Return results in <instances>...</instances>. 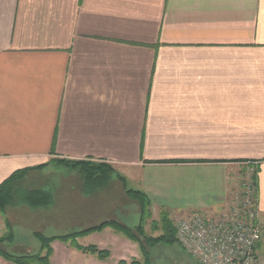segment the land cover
Here are the masks:
<instances>
[{
  "label": "crops",
  "instance_id": "0c3cea01",
  "mask_svg": "<svg viewBox=\"0 0 264 264\" xmlns=\"http://www.w3.org/2000/svg\"><path fill=\"white\" fill-rule=\"evenodd\" d=\"M53 159L111 166L170 217L220 212L257 162L264 217V0H0V182ZM81 187L51 221L140 212L115 179ZM76 242L109 255L56 239L49 264L143 256L110 227Z\"/></svg>",
  "mask_w": 264,
  "mask_h": 264
},
{
  "label": "rangeland",
  "instance_id": "374dc122",
  "mask_svg": "<svg viewBox=\"0 0 264 264\" xmlns=\"http://www.w3.org/2000/svg\"><path fill=\"white\" fill-rule=\"evenodd\" d=\"M69 161V160H68ZM73 161V160H70ZM96 164V163H94ZM36 167V166H35ZM83 167L82 164H65L61 159H53L48 163L41 164L39 167H30L24 176H22L15 184L20 190L28 189H43L49 191L52 196V204L47 207H31L25 203L19 201L16 197V203L7 206L3 213L0 211V237L6 235L8 229L6 227V222L12 226V231L14 234V239L12 243L1 244L2 248L10 252H24L30 253L38 248L39 242L33 236V232H39L44 235L53 234H63L70 232V230L76 229V227H71L65 225L56 224L51 221L54 217V211H50L54 205V196H64L72 195L76 191L82 189V179L80 176V168ZM112 168V167H111ZM259 164L239 163L238 167V177L236 180V187L234 190L239 188L242 180H250V182H256V172L258 171ZM85 171H90L92 169H86ZM112 172V179L117 180L120 185H122L124 193H126L127 188H136V183L133 180L125 178V184L118 178L120 175L115 169L110 170ZM101 170H97L96 174H101ZM105 187V186H104ZM98 188L92 186H85L84 191L90 192ZM74 192V193H73ZM127 194V193H126ZM128 195V194H127ZM74 197V196H73ZM65 205H69L67 209H77L78 203L74 201H67ZM165 212L157 213V211H152L148 208L140 216V212H137L136 206L132 207V211L126 214L120 215L122 223L125 226L132 228L141 224L142 233L145 238L157 237L162 234L163 227L160 221L161 215ZM167 214V213H165ZM179 216L170 217L167 214L168 220L171 222V226L175 233V220ZM260 222L263 227L264 237V217L260 215ZM120 223V222H119ZM264 239V238H263ZM145 250L147 251V258L144 255L139 258L142 262L146 264H198V262L189 255L177 242L173 243H158L154 246H149L146 239L140 238ZM262 241V240H261ZM45 250L43 251V253ZM257 256L259 264H264V240L259 243L257 248ZM132 259V258H131ZM0 261L5 264H11L10 262L2 259ZM129 261V260H128Z\"/></svg>",
  "mask_w": 264,
  "mask_h": 264
},
{
  "label": "built area",
  "instance_id": "2783aa9c",
  "mask_svg": "<svg viewBox=\"0 0 264 264\" xmlns=\"http://www.w3.org/2000/svg\"><path fill=\"white\" fill-rule=\"evenodd\" d=\"M246 179L220 212H193L175 220L177 242L198 264H259L257 248L263 227L257 185Z\"/></svg>",
  "mask_w": 264,
  "mask_h": 264
},
{
  "label": "trees",
  "instance_id": "16d2710c",
  "mask_svg": "<svg viewBox=\"0 0 264 264\" xmlns=\"http://www.w3.org/2000/svg\"><path fill=\"white\" fill-rule=\"evenodd\" d=\"M65 164H82L83 167L80 168V176L84 180L85 186H94V187H100L105 185L109 182L112 176V170L111 166H108L104 163H90L86 161H68V160H62ZM41 166V165H40ZM36 167H39L36 166ZM34 167V168H36ZM86 169H92L90 171H85ZM31 169L30 167L18 169L15 170L12 174H10L7 178H5L3 181L0 182V211L3 213L5 208L7 206H11L16 203V197L19 201L22 203H25L31 207H47L52 204V196L49 191L43 190V189H24L20 190L17 186H15L16 182L24 176V174ZM97 170H101V174H96ZM118 178L122 181V183L125 184V178L121 175L118 176ZM126 193L139 203L140 207V216L142 217V214L145 210L148 211L149 203L144 195V193L140 190L127 188L126 187ZM163 227V232L161 235L157 237H148L145 238V236L142 233V226L141 224L134 227L135 233L132 231L133 229L125 226L118 221L115 220H106L103 221L97 225L85 228V229H76L72 230L70 232H66L63 234H53V235H44L39 232H33V236L36 240L39 242V246L37 249H35L33 252L30 253H24V252H10L6 250L5 248L1 247V244H8L12 243L14 239V234L12 231V226L6 222V227L8 229V232L6 235H3L0 237V257L11 264H49V257L51 254V242L53 240H61L64 242L71 241L73 246L83 252L96 254L99 258H106L109 254L106 250H100L95 245H88V246H81L78 245L76 242V239L78 236L88 234L93 231H100L104 229L105 227H110L115 231L121 232L124 235H126L128 238L138 242L140 245L143 255L145 259L147 256V251L144 248V245L142 244V240L140 238L146 239L147 244L151 247L158 243H173L177 242L175 238V233L173 231V228L171 226V222L167 218V214H162L160 219ZM178 243V242H177ZM179 244V243H178ZM259 245V244H258ZM45 252L43 253V251ZM118 264H146L145 262H142L141 260L137 258H132L129 261L126 260H120Z\"/></svg>",
  "mask_w": 264,
  "mask_h": 264
}]
</instances>
